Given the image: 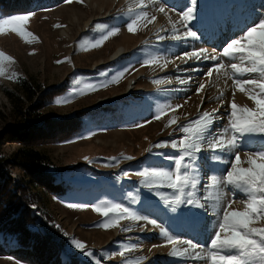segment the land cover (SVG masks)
<instances>
[{
  "label": "rangeland",
  "instance_id": "obj_1",
  "mask_svg": "<svg viewBox=\"0 0 264 264\" xmlns=\"http://www.w3.org/2000/svg\"><path fill=\"white\" fill-rule=\"evenodd\" d=\"M91 2L97 6L84 0L34 2L33 10L14 15L29 16L24 28L36 39L31 36L22 39L11 31L0 33V52L12 58V62H4V74L0 76L1 164L10 160L21 147L17 134L25 132L21 137L32 140L33 145L48 156L56 176L63 178V183H68L71 190L63 197H52L46 195L40 186H33V172L6 165L3 173L12 180L11 186L13 184L15 190L16 187L21 189L18 195L25 194L33 199L40 197L39 205H32L31 209L34 211L44 206L47 210L51 218L46 222L47 226L64 242L59 255L61 264H71L72 260L78 264H125L126 261L135 264L141 257L139 264H207L204 259L193 261L169 255L171 247L160 236L159 228L146 220H121L120 225L129 231H122L121 227H98L105 218L93 211V207L122 204L154 221L155 225L164 227L174 237L205 246L201 249L202 255L207 252L206 246L214 234L217 220L210 207L212 202L209 201L204 209L185 204L173 210L141 183L142 177L138 173L161 167L171 170L173 164L165 156H175L177 152L170 147L157 149L153 145L181 138L179 126L195 119L199 113L219 109L221 119L213 125V133L218 136L227 124L231 102L241 107H254L245 93L235 88L230 78L221 75L217 79L215 74L211 78L205 75L215 61L189 60L185 63L178 57L200 48L207 49L209 54L222 52L230 40L242 35L248 26L264 17V0H197L195 18L188 25L197 32V38L179 41L170 38L159 41V29L153 30L154 24L158 22L159 27L166 30L159 35L170 37L173 34L170 31L172 23H176L177 34L182 33L185 29L179 23V14L191 6L190 0L148 3L147 12L157 19L147 26L146 21H141L135 34L127 31V24L136 13L126 15L123 0ZM161 6L165 7L167 16L156 11ZM14 15L0 13V17ZM103 17L106 20H99ZM97 24L102 25V29H95ZM114 29L118 30L116 34L104 40L103 37ZM97 42L99 46H91ZM118 47H124L126 51L120 67H115L108 62ZM153 57L160 58L162 63L167 62V67L161 70L156 65L144 64ZM224 61L226 65L238 62L228 58ZM14 73L16 75L9 79ZM113 77L119 79L112 82ZM133 77H137L131 87L133 93L127 92ZM178 78L188 82L181 84ZM238 78L259 77L248 74ZM21 80H27L42 90L29 106L31 112L34 110L39 116V122L60 123L67 119L71 122L78 112H87L81 132L59 144H52L48 139L36 142L38 136L27 135L29 122L19 117L17 107L6 96V92L18 94ZM200 83L205 84V89L197 94ZM93 85L96 87L92 88ZM165 90L170 91L169 98H164L161 91ZM48 91L55 93L48 97L49 103L44 106L43 94ZM221 93L223 96L217 99ZM167 105L181 107L175 111L166 109L160 119H154L157 111ZM173 117L177 124L168 125V120ZM261 150H264V138L246 137L239 149L241 167H248L245 152ZM213 155L220 156L221 161L211 159ZM225 159H234V154L211 150L200 154L196 174L200 178L197 196L201 203L205 202L203 195L216 191L211 188L206 191L204 185L210 183L212 176H220L230 168V163H223ZM160 191L169 197L173 195L167 188ZM222 191L227 194L226 200L234 199V209H243L240 202L243 196L239 192L233 198L232 189L225 187ZM70 204L78 207H69ZM147 227L154 229L155 235L143 239L133 234ZM73 238L81 241L94 255H85L77 249L71 243ZM123 245L129 248L125 249ZM157 245L160 246L154 247ZM0 264L25 263L15 257L0 255Z\"/></svg>",
  "mask_w": 264,
  "mask_h": 264
},
{
  "label": "snow or ice",
  "instance_id": "obj_2",
  "mask_svg": "<svg viewBox=\"0 0 264 264\" xmlns=\"http://www.w3.org/2000/svg\"><path fill=\"white\" fill-rule=\"evenodd\" d=\"M70 3L71 0H66ZM148 3L155 4L156 0H148ZM191 6L183 11L180 15L179 23L185 29L182 33H178L176 23L171 24L170 31L173 33L170 37L159 35V32L166 31L165 29L158 30V40L164 41L170 38L174 41L185 40L187 38L196 39L197 32L192 30L188 25L193 20L194 12L197 6V0H190ZM148 4L144 0H137L135 8L140 9L135 17L127 24V31L135 34L138 30V25L141 21H146L151 24L157 19L155 15H150L144 11ZM135 9L128 8V13H132ZM157 12L165 14V7H158ZM29 19L28 15H14L8 17H0V33L11 31L22 39L29 36L36 39L33 34L27 32L24 28V23ZM171 22V18L169 17ZM102 25H95V29H102ZM118 30H112L104 40L109 36L115 35ZM27 42V41H26ZM92 47L99 46V42L91 44ZM185 63L189 60H211L216 63L207 69L205 75L209 78L215 74L217 79L222 75L232 80V84L237 90L245 93L247 98L254 104L253 108L247 106H239L234 101L230 103V112L228 113V121L224 126L220 135L213 133V125L221 117L218 115L219 109L215 108L211 111H203L199 113L195 119L179 126L178 130L182 134L179 139L171 141H161L153 145L154 148L161 149L170 147L177 152V155L165 156L173 164L171 170L154 168L144 170L138 173L142 177L141 183L148 188L149 191H154L166 206H171L173 210L181 205L195 206L196 208L204 209L209 201L212 203L214 214L217 217L216 228L211 236L210 243L206 246L207 252L202 255L201 249L205 246L194 243L191 240L174 237L164 227L155 225L154 221L147 220L130 210L122 204L112 203L108 205H95L93 211L99 213L105 218L104 222L97 226L108 229L112 227H121L122 231H129V228H123L120 225L121 220L140 221L146 220L147 223L154 224L159 228V234L162 236L167 245H171L169 255L178 258H188L193 261L204 259L207 264H264V150L255 152H245L246 163L248 167H241V157L239 149L242 142L249 136H260L264 138V17L254 22L252 26H248L243 31L242 35L230 40L223 47L222 52L209 54L207 49L200 48L191 52H185L178 57ZM224 58H228L232 62L225 64ZM12 62V58L5 53L0 52V76L4 74V62ZM62 61H57L60 63ZM145 65H156L161 70L167 67V62H161L160 58L153 57L144 61ZM226 69H230L229 72ZM199 71V69H192ZM248 74H256L259 78L240 79ZM16 74L10 76L12 79ZM119 77H113L112 82H115ZM179 83L185 84L188 81L179 79ZM160 83V81H156ZM170 82V81H164ZM96 86L93 85L92 88ZM205 89V84L200 83L196 89L197 94ZM223 93L220 94V99ZM221 100V104H222ZM180 105H167L160 108L154 116V119H160L161 115L165 114L166 109L175 111ZM177 124L175 117L168 120V125ZM205 150L212 152H229L234 154V159L223 160L224 164L230 163L228 168L220 176H212L210 183L204 185L206 191L215 189V192H208L203 195L204 203L197 196V189L200 185V178L197 175V161L200 154ZM124 159H132V157H124ZM211 159L221 161V157L213 155ZM126 175V174H125ZM232 189V196L235 198L237 192L243 196V209H234L233 200H226V193L223 188ZM161 188L170 189L173 193L170 197L161 192ZM69 207L76 208L77 205L70 204ZM71 243L85 255H94L89 250L85 249V245L77 240L72 239ZM180 245H185L181 248ZM160 245L154 246L158 247ZM125 249L129 246L123 245ZM124 255L123 252L120 253ZM139 258L135 264H139ZM98 264V262H97ZM125 264H132L131 261H126Z\"/></svg>",
  "mask_w": 264,
  "mask_h": 264
},
{
  "label": "trees",
  "instance_id": "obj_3",
  "mask_svg": "<svg viewBox=\"0 0 264 264\" xmlns=\"http://www.w3.org/2000/svg\"><path fill=\"white\" fill-rule=\"evenodd\" d=\"M41 1L43 0H0V13L3 15L25 13L34 9V2ZM61 1L54 0V3ZM40 93L42 90L27 80L19 82L18 94L6 92L10 103L17 107L19 117L29 122V127L26 128L29 129L27 135L38 136L36 142L48 139L52 144H59L70 140L78 132H81L87 112L81 114L78 112L71 118V122L69 119L60 123L39 122V116L34 110L31 112L29 106ZM52 93L48 91L43 94L42 103L44 106L48 105V97ZM23 135L25 132L17 134L21 147L8 160L11 161V164L8 161L1 164L2 161H0V255L15 257L25 264H61L59 255L64 242L60 241L47 226L46 222H50L51 219L47 210L44 206L36 208L34 211L31 209L32 205H39L40 197L36 196L33 199L25 194L18 195L21 189L16 187L15 190V186L13 184L11 186L12 180L10 181L6 177L3 168L6 165H14L33 172L35 177L33 186H40L46 195L52 197H63L71 190V186L68 183H63V178L56 176L48 156L38 150L32 140L21 137ZM22 200L28 201V203L24 204ZM71 262V264H78L74 260Z\"/></svg>",
  "mask_w": 264,
  "mask_h": 264
},
{
  "label": "bare ground",
  "instance_id": "obj_4",
  "mask_svg": "<svg viewBox=\"0 0 264 264\" xmlns=\"http://www.w3.org/2000/svg\"><path fill=\"white\" fill-rule=\"evenodd\" d=\"M85 1V3H88V4H94V6L96 7L97 5H96V3L94 2V3H92L91 2V0H84ZM124 2H125V4H126V11H125V13H126V15H131V13H128V8L129 7H132V8H134L135 10L132 12V13H136L137 14V12L140 10V9H136L135 8V5H136V2H137V0H123ZM144 2L146 3V4H148V2H147V0H144ZM120 4H121V2H120ZM122 5V4H121ZM149 8V5H148V7H146L145 9H143L144 11H147V9ZM106 20V18H101V19H99V20ZM156 29H162L161 27H159V23L157 22V23H155L154 24V28H153V30H156ZM124 51H126L125 49H124V47H118L117 49H116V51L113 53V55H112V57L110 58V60H109V64H112L113 66H115V67H120V64H121V62H122V60H123V57L125 56V52ZM100 62H103V61H100ZM158 75H160V74H158ZM136 79H137V77H133L132 79H130V81H129V86H128V88H127V92H132L131 91V87L133 86V84H135L136 83ZM166 86H162V88H165ZM161 88V87H160ZM167 89V88H166ZM163 94H164V98H169L170 96H171V94H170V91L169 90H165V91H161ZM133 93V92H132ZM159 96V95H158ZM133 97V96H132ZM132 99V98H131ZM134 99V98H133ZM135 100H136V98H135ZM133 104V103H132ZM117 232V231H116ZM155 230L154 229H151V228H145L142 232H135V233H133L134 235H138V236H140V237H142L143 239H148V237L150 236V235H155ZM117 237H118V235H117ZM150 238V237H149ZM170 247H171V245H169ZM179 247H181V245L179 246ZM182 248V247H181Z\"/></svg>",
  "mask_w": 264,
  "mask_h": 264
}]
</instances>
